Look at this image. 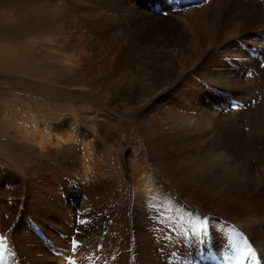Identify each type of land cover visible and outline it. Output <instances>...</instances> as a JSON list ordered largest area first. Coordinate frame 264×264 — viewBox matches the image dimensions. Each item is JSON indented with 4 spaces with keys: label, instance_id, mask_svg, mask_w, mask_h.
Returning <instances> with one entry per match:
<instances>
[{
    "label": "bare ground",
    "instance_id": "obj_1",
    "mask_svg": "<svg viewBox=\"0 0 264 264\" xmlns=\"http://www.w3.org/2000/svg\"><path fill=\"white\" fill-rule=\"evenodd\" d=\"M58 3L66 61L138 137L78 167L74 136L22 129L53 161L11 206L0 167V264H241L234 234L264 264V0Z\"/></svg>",
    "mask_w": 264,
    "mask_h": 264
},
{
    "label": "rangeland",
    "instance_id": "obj_2",
    "mask_svg": "<svg viewBox=\"0 0 264 264\" xmlns=\"http://www.w3.org/2000/svg\"><path fill=\"white\" fill-rule=\"evenodd\" d=\"M56 1L0 0V167L11 180L6 195L10 206L11 200L22 197L12 189L21 183L23 166L35 173L41 162L53 161L51 150L21 140L22 129L31 135L58 126L74 136L70 156L78 167L85 154L96 165V156L101 159L106 151L130 147L138 137L135 127L104 99L106 93L98 87V95L89 75L80 72V61L78 65L66 61L70 51L75 53L69 47L77 40L66 34L68 23L52 20L50 10L59 4ZM109 136L114 139L109 138L106 146L102 138Z\"/></svg>",
    "mask_w": 264,
    "mask_h": 264
},
{
    "label": "snow or ice",
    "instance_id": "obj_3",
    "mask_svg": "<svg viewBox=\"0 0 264 264\" xmlns=\"http://www.w3.org/2000/svg\"><path fill=\"white\" fill-rule=\"evenodd\" d=\"M204 230H207V225H202ZM199 228L194 229V233H198ZM241 244H242V238L239 237V234L231 235V247L235 249L236 252V258L243 264V261L248 259L249 253L252 251L251 248H248V251H241ZM76 244L75 241H73V249H75ZM254 255V253H253ZM69 264H75V261H70Z\"/></svg>",
    "mask_w": 264,
    "mask_h": 264
}]
</instances>
